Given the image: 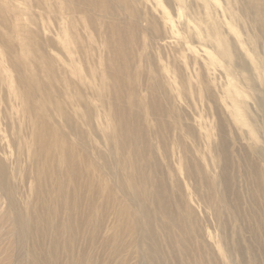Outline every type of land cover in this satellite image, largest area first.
Here are the masks:
<instances>
[{"label": "rangeland", "instance_id": "rangeland-1", "mask_svg": "<svg viewBox=\"0 0 264 264\" xmlns=\"http://www.w3.org/2000/svg\"><path fill=\"white\" fill-rule=\"evenodd\" d=\"M9 41L46 87L31 119L72 159L58 163L80 189L79 227L97 198L103 245L130 207L112 264L140 263L138 222L150 264H264V0H0V68ZM14 79L0 72V155L19 164L29 213L33 141Z\"/></svg>", "mask_w": 264, "mask_h": 264}, {"label": "bare ground", "instance_id": "bare-ground-1", "mask_svg": "<svg viewBox=\"0 0 264 264\" xmlns=\"http://www.w3.org/2000/svg\"><path fill=\"white\" fill-rule=\"evenodd\" d=\"M6 53L8 65L1 67L0 72L2 74L10 71L15 77L19 91L15 92L11 101L12 107L26 105L30 119L29 139L33 141L31 148L28 147L32 155L30 168L36 183V192L28 213L23 209L14 183V173H17L19 164L15 162L12 165L0 155V264H97L103 255L107 258L106 264H112L116 256H124L128 250V242L123 239V235L127 232L126 226L130 224L126 220L130 207L117 208V222L118 225L121 223L106 235L103 245L98 244L96 238L99 226H96V214L99 210L97 198L89 197V204L85 201L89 205V209H86L91 220L79 227V204H83L79 203L77 197L80 189L71 186L74 181L73 170L66 171L58 163V158L62 160L63 165L70 163L72 159L70 158L69 162L66 153L57 156L52 147L55 144L48 126L43 123L41 130H35L36 119H31L35 117V98L40 95L46 97V87L39 88L37 83L35 84L36 81L30 75L31 67L25 63L18 47L10 41ZM118 174H123L122 178L130 181L135 188L132 175L121 171ZM134 200L137 201L136 196ZM134 229L137 230L135 233L138 237L141 233L136 248L139 264H150V247L147 241L151 234L143 232L140 222Z\"/></svg>", "mask_w": 264, "mask_h": 264}]
</instances>
